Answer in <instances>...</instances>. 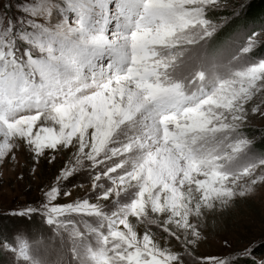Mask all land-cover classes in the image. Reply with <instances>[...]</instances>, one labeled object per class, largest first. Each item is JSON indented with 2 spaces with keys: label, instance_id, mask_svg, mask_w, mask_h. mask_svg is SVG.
Listing matches in <instances>:
<instances>
[{
  "label": "snow or ice",
  "instance_id": "snow-or-ice-1",
  "mask_svg": "<svg viewBox=\"0 0 264 264\" xmlns=\"http://www.w3.org/2000/svg\"><path fill=\"white\" fill-rule=\"evenodd\" d=\"M220 6L25 0L6 27L0 16V162L21 143L36 159L70 151L45 202L14 213H39L58 238L11 248L24 264H184L151 226L191 255L207 213L264 183V155L242 131L250 112L264 115V57L251 55L255 32L230 55L211 50L219 25L207 13ZM82 170L95 196L54 203Z\"/></svg>",
  "mask_w": 264,
  "mask_h": 264
},
{
  "label": "rangeland",
  "instance_id": "rangeland-1",
  "mask_svg": "<svg viewBox=\"0 0 264 264\" xmlns=\"http://www.w3.org/2000/svg\"><path fill=\"white\" fill-rule=\"evenodd\" d=\"M23 2L25 0H0V16L4 18L5 27L10 18L15 21L24 15L20 11ZM249 2L251 0H221L220 7L207 13L208 18L219 25L210 45L211 50H223L226 55H230L235 47L234 41L239 39L243 42L244 38L251 37L255 32L258 34L255 38L259 43L251 55L264 57V19L261 23H249L245 26H238L235 22L243 15ZM56 18L57 14L54 12L53 23L56 22ZM39 22L44 21L41 19ZM219 39H222L221 43L215 44ZM257 104L258 97L245 107L250 111ZM259 106L261 111H264V104ZM242 131L252 141V150L258 155H264L254 146L264 137V115L260 112L255 114L250 112ZM14 152L16 157L14 160L10 153L8 158L0 162V222L4 229L0 232V264H24L11 250L18 247L21 241L33 243L43 239L46 244L54 243L58 246V238L55 241L48 239L53 237L54 233L39 213H33L31 216L14 213L30 206L39 208L45 202V192L54 184L70 156V151H64L56 153L55 159H52L54 154L48 151L46 155L36 159L22 143ZM260 171L261 169H257L256 174L259 175ZM64 192H68L69 195H64ZM90 196H95L92 179L87 170H82L74 173L68 180L61 181V195L54 203L65 205ZM151 230L159 234L158 239L162 246L167 244L174 252L183 254L184 264H201L198 258L204 257H230L249 248L252 249L251 257H238L230 261V264H264V183L258 184L252 195L237 198L227 209L218 208L207 213L200 229L203 239L195 246L190 244L186 246L191 255L185 253V245L180 240L168 237L162 228L153 225ZM142 231L143 229L141 233ZM164 237H167V240ZM52 259H55V253L52 254ZM246 260L249 263H246Z\"/></svg>",
  "mask_w": 264,
  "mask_h": 264
},
{
  "label": "trees",
  "instance_id": "trees-1",
  "mask_svg": "<svg viewBox=\"0 0 264 264\" xmlns=\"http://www.w3.org/2000/svg\"><path fill=\"white\" fill-rule=\"evenodd\" d=\"M257 6L258 8H256ZM263 19H264V0H251V2L248 3V6L245 12L243 13V15L240 18H238V20H235V22L238 23V26H242V25L245 26V24H249V23L251 24L261 23ZM221 40L219 39V42L215 44L219 45L221 43ZM254 146H256L257 151L259 153L264 154V137L259 143H255ZM5 228H7V226ZM2 230L4 229H2V225L0 222V232H2ZM245 262L249 263L247 262V260Z\"/></svg>",
  "mask_w": 264,
  "mask_h": 264
}]
</instances>
